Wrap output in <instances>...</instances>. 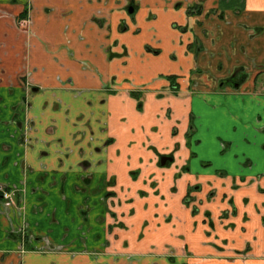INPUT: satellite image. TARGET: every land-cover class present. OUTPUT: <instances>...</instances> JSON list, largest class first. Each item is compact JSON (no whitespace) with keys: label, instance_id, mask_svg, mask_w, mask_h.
Listing matches in <instances>:
<instances>
[{"label":"crops","instance_id":"0c3cea01","mask_svg":"<svg viewBox=\"0 0 264 264\" xmlns=\"http://www.w3.org/2000/svg\"><path fill=\"white\" fill-rule=\"evenodd\" d=\"M126 1L0 0V264H264V0Z\"/></svg>","mask_w":264,"mask_h":264},{"label":"flooded vegetation","instance_id":"af4514ba","mask_svg":"<svg viewBox=\"0 0 264 264\" xmlns=\"http://www.w3.org/2000/svg\"><path fill=\"white\" fill-rule=\"evenodd\" d=\"M130 8H133L134 9V11L132 13V14H134V12H135V10L137 8L135 9L134 7H128V12H129V9ZM200 13H201V5L189 7V13H188L189 15L200 14ZM230 82H232V81H230ZM169 162H171V161H169ZM4 192H11V193H13L12 200L5 199L4 196H3L4 195ZM0 198H2L4 200V202H6L7 204H12L13 205L14 204V201L16 202V200H15L16 199L15 191H11V190H8L7 188L0 187ZM20 236H21L20 239H21V244H22L23 248L25 250H28V251L29 250H32V248H29V246H28L31 243V241H32V237L30 236L27 228H23L21 230Z\"/></svg>","mask_w":264,"mask_h":264},{"label":"rangeland","instance_id":"374dc122","mask_svg":"<svg viewBox=\"0 0 264 264\" xmlns=\"http://www.w3.org/2000/svg\"><path fill=\"white\" fill-rule=\"evenodd\" d=\"M127 7H134L136 9V7H140L141 1L140 0H127ZM147 38L148 39H154V37L149 34V32L147 33Z\"/></svg>","mask_w":264,"mask_h":264},{"label":"water","instance_id":"95a60500","mask_svg":"<svg viewBox=\"0 0 264 264\" xmlns=\"http://www.w3.org/2000/svg\"><path fill=\"white\" fill-rule=\"evenodd\" d=\"M133 11H134L133 8H130V9H129V13H130V14H132ZM236 87H238V85H236ZM169 161H172V159L169 158V157H162V158H161V165H162V166H165V165L167 164V162H169Z\"/></svg>","mask_w":264,"mask_h":264},{"label":"built area","instance_id":"2783aa9c","mask_svg":"<svg viewBox=\"0 0 264 264\" xmlns=\"http://www.w3.org/2000/svg\"><path fill=\"white\" fill-rule=\"evenodd\" d=\"M4 198L7 199V200H12L13 198V193L11 192H4Z\"/></svg>","mask_w":264,"mask_h":264},{"label":"trees","instance_id":"16d2710c","mask_svg":"<svg viewBox=\"0 0 264 264\" xmlns=\"http://www.w3.org/2000/svg\"><path fill=\"white\" fill-rule=\"evenodd\" d=\"M169 80L173 81L174 79L171 77V78H169Z\"/></svg>","mask_w":264,"mask_h":264}]
</instances>
